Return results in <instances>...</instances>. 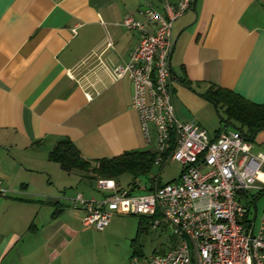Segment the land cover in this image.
<instances>
[{
  "label": "crops",
  "instance_id": "crops-1",
  "mask_svg": "<svg viewBox=\"0 0 264 264\" xmlns=\"http://www.w3.org/2000/svg\"><path fill=\"white\" fill-rule=\"evenodd\" d=\"M149 5L163 8L161 0H0V264H72L82 251L71 245L85 212L69 205L84 194L71 189L82 178L48 158L59 138L90 160L149 148L132 82L109 69L129 61L141 37L125 17L144 22ZM172 29L180 116L183 89L203 96L211 83L264 102V0H196ZM251 141L264 153V129Z\"/></svg>",
  "mask_w": 264,
  "mask_h": 264
},
{
  "label": "built area",
  "instance_id": "built-area-1",
  "mask_svg": "<svg viewBox=\"0 0 264 264\" xmlns=\"http://www.w3.org/2000/svg\"><path fill=\"white\" fill-rule=\"evenodd\" d=\"M193 0H161L162 9L148 6L145 20L127 16L124 24L141 31L130 60L109 67L114 80L126 76L133 84L131 106L138 111L144 142L155 164L178 160L182 172L170 182L148 190L138 179L134 189L115 178H99L100 197L75 193L72 208L84 210L83 225L101 230L116 210L149 218L151 225L170 230L172 248L149 257L131 256L123 264H264V211L256 223L244 193L264 191V153L240 129L211 136L199 122L176 116L171 92L172 24ZM150 25V27H149ZM90 98V97H89ZM0 177V195H6ZM143 192L135 193L138 190Z\"/></svg>",
  "mask_w": 264,
  "mask_h": 264
},
{
  "label": "rangeland",
  "instance_id": "rangeland-1",
  "mask_svg": "<svg viewBox=\"0 0 264 264\" xmlns=\"http://www.w3.org/2000/svg\"><path fill=\"white\" fill-rule=\"evenodd\" d=\"M172 85H175L177 88H181V85L178 80L173 79ZM174 104L177 109V115L179 119L186 121L192 120L195 122H200L202 126L212 134L215 129H219L221 127L220 117L218 116V111L216 105L213 102H210L204 96L194 95L191 91L186 88L183 89L184 98L185 93H187V97L189 98V102L187 103V108L184 109L179 115V108L183 109L184 106L179 101V96L175 92H173ZM191 97V100H190ZM183 99V97L181 98ZM179 103V106L176 102ZM223 115V111L220 112ZM182 165L178 160H167L162 163V165H154L152 167L151 172L147 176H141L139 180L142 184H147L150 186V177L156 176L158 177L161 184L164 182H170L173 179H176L182 172ZM74 175H79L78 183H74L71 188L72 192L78 189L83 192L85 196L92 195L96 196L98 193L96 186V179H91L88 177H83L82 174L78 173V171H73ZM130 179L128 173H124L120 177L121 185L123 187L126 185L127 180ZM80 180V181H79ZM75 191L74 193H76ZM138 192H145L143 190H138ZM248 194L244 195V201L250 200L254 193V190H250L247 192ZM74 195L70 196L73 197ZM70 201V200H69ZM251 201V200H250ZM251 209L250 217L253 218L254 212H256V208L254 202H248ZM255 204L257 205V213H256V223L261 220V215L264 211V193L255 200ZM70 205V202H69ZM141 215H134L131 213H123L121 211L116 210L111 218L109 225L101 230L96 229L93 225L85 228L82 225L80 219L76 220V228L79 229V232L73 237L72 240V248L79 247L81 248V253L77 254L74 258H72V264H123L128 261V259L132 256L135 257H149L153 255L155 252L166 251L169 248H172L174 239L170 234V230L164 227H155L151 225L148 220L143 221L142 228H139V217ZM79 218V217H78Z\"/></svg>",
  "mask_w": 264,
  "mask_h": 264
},
{
  "label": "trees",
  "instance_id": "trees-1",
  "mask_svg": "<svg viewBox=\"0 0 264 264\" xmlns=\"http://www.w3.org/2000/svg\"><path fill=\"white\" fill-rule=\"evenodd\" d=\"M193 3V1H192ZM183 83H189L183 80ZM203 96L210 102L216 105L218 116L220 117L221 127L217 129V133L225 130V127L230 125L234 129H240L243 137L251 141L257 136L258 132L264 129V102L256 103L253 100H248L239 92L229 90L227 87H220L215 83L202 92ZM223 111V115L220 112ZM74 141L61 137L53 145L49 152L48 158L53 162L61 165L66 172L73 173L78 171L83 177L99 180V178H115L117 183H121L120 177L124 173H128L130 179L127 180L126 185L134 189L137 180L143 175L147 176L155 164L154 150L149 148H136L133 150H125L122 154L113 155L110 158L99 157L95 160L84 159L80 155L78 148H76ZM150 186L148 190L155 187V181L160 185L158 177H150ZM264 191L256 193L250 200L244 201L245 205L249 206L248 202H254L259 198ZM246 196V193H244ZM244 197V196H243ZM245 198V197H244ZM139 217V231L143 226V221L149 218L140 214ZM173 239V237H172ZM162 251L159 253H164Z\"/></svg>",
  "mask_w": 264,
  "mask_h": 264
},
{
  "label": "water",
  "instance_id": "water-1",
  "mask_svg": "<svg viewBox=\"0 0 264 264\" xmlns=\"http://www.w3.org/2000/svg\"><path fill=\"white\" fill-rule=\"evenodd\" d=\"M195 1H196V0H193V4H194V5H195ZM193 12L196 13L194 7H193Z\"/></svg>",
  "mask_w": 264,
  "mask_h": 264
}]
</instances>
